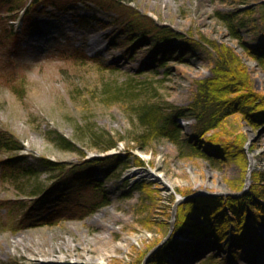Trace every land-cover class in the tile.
<instances>
[{
  "label": "rangeland",
  "instance_id": "obj_1",
  "mask_svg": "<svg viewBox=\"0 0 264 264\" xmlns=\"http://www.w3.org/2000/svg\"><path fill=\"white\" fill-rule=\"evenodd\" d=\"M119 1L178 32L234 46L248 66L256 91L264 95L263 66L231 39L215 16L218 9L252 8L242 37L264 50V0ZM60 4L28 7L31 12L26 8L12 18L0 12V133L13 132L25 146L21 152L0 153V158L24 153L30 158L47 156L79 164L84 158L119 152L130 166L107 171L97 165L88 175L103 182L109 203L85 215L76 213L89 206L68 205L74 212L57 217L55 212L62 204H54L51 198L63 193L64 182L59 191L58 186L52 188L50 199L44 194L30 197L29 189L22 192L13 182L2 180L0 164V264H148L151 254L173 234L177 209L186 192L227 195L233 193L228 185L231 180L245 176L247 190L253 183L252 174H264V123L254 127L238 115L228 121L231 132L242 128L248 136L246 174L241 160L212 161L191 154L188 147L177 148L165 138L146 150L133 146L128 139L138 127L129 98L116 100L108 91L133 78V102L157 92L167 103L187 106L195 81L212 74L215 52L206 46L182 59L177 55L170 58L168 67L158 66L155 47L148 41L135 46L122 38L115 45L119 23L129 17L121 8L70 0ZM74 4L77 6L71 8ZM93 39H97L94 44ZM175 42L176 47L187 44L180 39ZM97 64L113 66L116 71H101ZM179 120L183 135L190 134L191 120ZM90 129L126 139L117 148L100 153L91 146ZM52 133L73 140L85 155L60 148ZM136 156L142 159L139 165L134 163ZM138 169L152 173H138ZM46 179L42 174L27 182L45 183ZM139 182L147 183L152 194L135 188ZM146 214L160 225L145 228L140 217ZM258 234L261 239L251 236L250 242L238 246L242 258L235 261L227 242L219 244L214 239L206 244L208 238L197 239L202 244L191 250L195 240L174 233L178 246L174 245L170 264H204L207 257H218L215 264H264V225L259 226Z\"/></svg>",
  "mask_w": 264,
  "mask_h": 264
},
{
  "label": "trees",
  "instance_id": "obj_2",
  "mask_svg": "<svg viewBox=\"0 0 264 264\" xmlns=\"http://www.w3.org/2000/svg\"><path fill=\"white\" fill-rule=\"evenodd\" d=\"M62 1L68 0H0V12L8 13V15L5 14L6 17L12 18L26 8L27 13L31 12L28 7L38 5L61 7ZM70 1L98 2L108 8L118 7L127 12L129 17L119 23V32L114 40L115 45L121 44L122 38L135 46L137 44L141 46L142 41H148L155 47L158 66L168 67L170 58L177 55L182 59L190 51L202 48L205 50L206 46H209L216 55L212 74L195 81V91L187 106H174L167 103L157 92L152 93L148 99L133 102L134 89L131 88L133 78L125 81L124 86L115 87L108 93L113 99H125L124 102L126 98H129V108L135 116L138 127L133 132V136L128 139L133 142V146L146 150L157 140L165 138L174 143L177 148L188 147L191 154L203 156L212 161L222 162L232 158L241 160L242 164H239L243 172H246L248 156L245 144L248 136L242 128L236 133L231 132L228 121L231 117L235 118L234 116L238 115L243 122L251 126H261L264 123V95L256 91L248 66L234 46L226 42L211 40L205 36H202V40L194 38L191 34L178 32L119 0ZM242 2L246 3L245 0ZM76 6L77 4H74L71 8ZM252 12L250 7L242 10L235 7L229 11L218 9L215 11V16L229 32L231 39L264 68L263 48L249 44L241 33L250 21ZM179 39L187 44H179L176 47L178 43L175 41ZM95 67L101 71H116L115 67L106 64H97ZM181 118L191 120L193 129L190 134L183 135V127L179 120ZM89 136L91 146L100 153L117 148L119 142L126 139V137L116 136L106 130L95 132L90 129ZM51 138L60 148L85 155V151L77 146L76 142L63 135L52 133ZM24 147L23 142L13 132L1 131L0 153L21 152ZM29 158L24 153L0 158L2 180L13 182L22 192L29 189L30 197L44 194L49 199L53 195L52 188L58 186L56 190L59 191V187L64 182L67 186L63 193L55 200L51 198L53 203L56 202L54 204H62L61 208L55 212L57 217L64 213L70 215L74 212L73 208L67 207L68 205L89 206L87 211L84 212L83 208H79L81 212L76 213L85 215L109 203L103 182L88 175L97 165H103L107 171L118 169L121 165L123 168L130 166L129 160L123 158L119 152L84 158L79 164L54 160L47 156ZM134 163L139 165L142 159L136 156ZM112 165L113 168H111ZM78 172L79 176H77ZM42 174L47 176L45 183L28 184L27 181L30 178L37 179ZM252 177L253 183L247 190L245 189V176L241 180L228 182L229 187L236 194L193 195L194 191L186 192L185 200L177 209L173 234L151 254L148 264H170L174 245L178 243L174 233L185 234L192 238L191 240H195L191 250H196L199 244H202L198 243L197 239L208 238L206 244H210L214 239L219 244L227 242V245H231L229 248L231 258L235 261L241 259L242 255L240 256L238 248L242 247L238 246L250 242L251 236L255 240L261 239L258 228L264 225V174L257 172L252 174ZM134 187L152 194L150 186L145 182H139ZM141 206L139 210L145 211ZM147 208L149 209V206ZM51 219L54 223V214ZM199 219L202 221L200 222ZM140 222L149 230L154 229L155 225H160L158 220L150 214L140 217ZM170 230L171 227L168 226L166 231L170 232ZM218 259V257L216 260L214 257H207L204 264H215Z\"/></svg>",
  "mask_w": 264,
  "mask_h": 264
},
{
  "label": "bare ground",
  "instance_id": "obj_3",
  "mask_svg": "<svg viewBox=\"0 0 264 264\" xmlns=\"http://www.w3.org/2000/svg\"><path fill=\"white\" fill-rule=\"evenodd\" d=\"M96 40H97V39H93V40H92V43L94 44V43L96 42ZM140 171H141L142 173H144V172L149 173V174L152 173V171L139 170V169L137 170L138 173H139ZM32 264H33V263H32Z\"/></svg>",
  "mask_w": 264,
  "mask_h": 264
},
{
  "label": "water",
  "instance_id": "obj_4",
  "mask_svg": "<svg viewBox=\"0 0 264 264\" xmlns=\"http://www.w3.org/2000/svg\"><path fill=\"white\" fill-rule=\"evenodd\" d=\"M177 202L179 201V200H176ZM177 202H176V205H177Z\"/></svg>",
  "mask_w": 264,
  "mask_h": 264
}]
</instances>
